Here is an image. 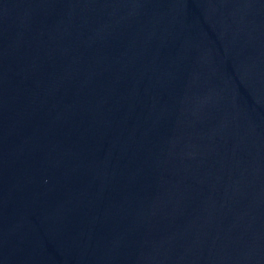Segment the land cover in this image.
Masks as SVG:
<instances>
[{"label": "water", "instance_id": "1", "mask_svg": "<svg viewBox=\"0 0 264 264\" xmlns=\"http://www.w3.org/2000/svg\"><path fill=\"white\" fill-rule=\"evenodd\" d=\"M0 264H264V0H0Z\"/></svg>", "mask_w": 264, "mask_h": 264}]
</instances>
